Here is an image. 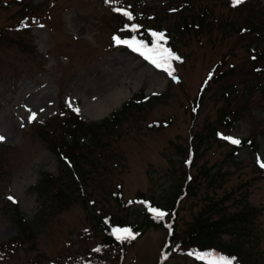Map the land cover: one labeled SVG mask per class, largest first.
<instances>
[{
  "label": "rangeland",
  "instance_id": "obj_1",
  "mask_svg": "<svg viewBox=\"0 0 264 264\" xmlns=\"http://www.w3.org/2000/svg\"><path fill=\"white\" fill-rule=\"evenodd\" d=\"M29 1L32 8L44 9L51 0H24L21 4L8 7L3 4L0 7V30H4L7 36L0 39V136L5 137L0 142L14 147L5 154L6 173L0 172V244L17 233L9 219L11 211L8 202H16L25 219L34 221L41 200L30 188L42 171L56 174L58 170L57 160L45 144L25 134L31 122L43 123L57 115L61 104L79 109L78 114L84 120L99 121L108 117L110 112L91 119L90 108L98 100H108L111 92L122 89L129 95L127 100L142 86L146 95H154L165 92L168 85L166 73L157 71L138 52L104 47L115 25L114 22L110 23L109 14L114 8L129 12L128 2L131 0H111L110 3L105 0H57L50 10L49 21L36 24L31 31H16L12 26L22 17L24 7H20H29ZM161 1L146 0L150 7H158ZM230 1L198 0L194 2V11L200 12L207 7L217 18L238 21L240 15L238 11H231ZM250 3L264 7V0H251ZM158 11H161L159 19H151V24L155 22V25L167 26L176 18L161 9ZM168 12H172V9ZM141 14L138 12L139 16ZM126 22L131 23L133 19ZM175 34L171 33L172 36ZM117 35L120 37L119 33ZM245 42L231 29L222 32L218 28L209 35L202 34L200 38L186 35L178 48L183 62L178 65V74L168 94L146 105L141 112H135L122 122L116 134L104 139L109 142L100 163L105 169H100L99 173L96 171L86 188L88 200L93 203L87 201L85 206L82 199L77 197L67 209L46 215V223L36 233L34 240L26 242L24 248H20L14 256H7L0 264H52L51 258L55 259L58 255L60 262H68L67 252H59L66 240H69L70 256L80 257L84 245L81 232L93 226L90 217L93 210L117 212L111 195L116 185L121 186L125 199L139 193L154 198L168 193L179 174L177 167L183 158L177 152L178 146L184 148L191 134L192 139L198 134L204 135L208 131V124L216 125L220 107L227 103L223 94L228 86L236 89L243 87L248 74L246 70L250 69ZM231 66L232 71L229 69ZM214 68L217 77L222 72L228 74L210 81L192 123L190 102L199 94L203 80ZM262 95L260 90H256L250 97L252 101L263 104L252 105V117L263 118L259 127L264 130ZM234 100H229V104ZM32 112L36 113V118L29 122L28 117ZM250 119L239 120L229 130L227 137L245 138L251 127ZM159 120H168L170 124L158 129L150 127V123ZM190 128L192 132H189ZM219 129L226 131L222 126ZM261 136L257 137L259 148L256 152L250 153L249 149L242 148L233 162L227 156L229 140L226 143L210 138L200 145L203 155L197 160V166L221 165V170H227L229 176L221 188H210L205 181H200L197 194L188 196L180 205L178 230L182 235L188 228L201 206L207 203V195L217 200L232 189L247 187L249 203L260 210L255 222L259 233L260 264H264V179L246 183L252 176L254 164L260 166V163H264V136ZM193 171L196 172L195 169ZM9 196L14 199L9 200ZM227 203L231 210L238 208L230 200ZM141 208L139 202L134 203L130 207L129 219L141 220ZM141 231L136 242L127 250L124 264H194L190 257L178 253L160 263L159 251L165 230L149 227ZM86 232L90 243L98 241L93 231ZM101 255L109 259L110 264H119L118 259H113L108 252L101 251ZM36 258L39 259L38 263Z\"/></svg>",
  "mask_w": 264,
  "mask_h": 264
},
{
  "label": "trees",
  "instance_id": "obj_2",
  "mask_svg": "<svg viewBox=\"0 0 264 264\" xmlns=\"http://www.w3.org/2000/svg\"><path fill=\"white\" fill-rule=\"evenodd\" d=\"M195 1L198 0H162L158 7H150L146 0H131L128 2V6L134 25L139 26L136 29L125 27L129 18L118 12L112 11L108 18L111 24L113 22L115 24L113 31H119L121 36L125 38L135 36L137 40L150 44L153 38L149 33V28L157 33H164L166 37V43L164 44L180 57L179 60L172 61L173 75H177L178 65L183 62L178 48L179 43L186 35L200 38L202 34L209 35L218 28L222 32L228 29L235 30L240 40L246 41L245 47L250 56V69L246 70L248 74L247 79L243 81V87L236 89L234 86H228L227 89L230 90L227 91L226 89L223 94L227 103L220 107L216 125L208 124V131L204 135L198 134L195 139H192L191 134L184 148L178 146L177 152L183 158L177 167L179 174L168 193L160 198L139 193L135 197L125 199L121 186L116 185V189L111 192V195L117 207V212L104 213L101 210H93L90 214L91 219H93V226L91 228L86 227L81 232L83 236L81 242L84 243L82 254H80L81 258L70 256L68 252L69 240H66L59 252H67L70 261L62 263L58 255L55 259L51 258L54 264H108L99 254L102 248L112 253L113 259L117 258L119 264H124L125 254L141 235V229L149 227L165 230V238L159 251L160 263L165 258L178 253V255L190 257L194 264H203V259H198L195 255L199 253L208 254L206 257L218 254L227 258H234L233 264H260L259 233L255 222L260 210L249 203L247 187L239 190L232 189L229 194L217 200L214 196L207 195V203L201 206L200 211L196 213L188 228L182 235L178 230L180 205L188 196L197 194L200 181H205L207 187L221 188L227 181V176H229L227 170H221V165L206 166L201 164L197 166V160L203 155V152L200 151V145H203L210 138L217 141L224 140L223 136L239 120L246 117L252 118L249 120L251 127L248 135L239 139V144H230L227 156L228 160L233 162L236 154L242 148L249 149L250 153L256 152L259 148L257 137L258 135L264 136V130L259 127V122L263 118L252 117V105L262 106L263 104L252 101L250 97L254 91L260 90L263 94L262 98H264L263 5H253L250 3L251 0H244L236 6H233L231 2L230 8L233 9L231 11H238L240 19L229 22L224 17H215L207 7L203 11L195 12ZM4 3L8 7L11 3H17V1L0 0V7ZM225 3L227 4V2ZM31 4L32 2L29 1V7L27 5L20 7L21 9L24 7V12L18 22L12 26L13 29L26 32L29 31L35 21L45 20L49 17V10L46 11L40 7L32 8ZM51 5L53 6L54 2ZM159 9L164 13L173 14L176 18L167 26L155 25V22L151 24V19H159L161 13V11H158ZM171 9L172 12H168ZM138 12H142V14L139 16ZM21 22H24L27 27H21ZM172 32H175L178 36L176 34L172 36ZM5 37H7L5 31L0 30V39ZM104 47L109 50L117 48L112 44L110 38L104 44ZM123 49L126 48L123 47ZM229 69L232 71L233 66ZM215 70L216 68L208 73L207 76L211 73V77L209 76L203 81L201 88L198 90L199 94L190 102L192 123L195 121L199 107L202 105L204 92L209 88L210 81H216L222 75L228 74L222 72L219 74L221 76L217 77ZM171 81V79L168 81L166 91L159 95L147 96L144 93V86H142L119 109L111 112L110 117H105L100 121L86 122L81 119L76 111L67 109L61 104L60 111L64 114L63 116L54 115L44 123L33 122L30 124V129L25 131V134H29L33 137L32 139H38L45 144L54 154L58 163V170L56 174L42 171L36 183L30 188L35 191L38 199L41 200L40 209L37 211L34 221L25 219V215L18 204L8 202L11 211L9 219L15 225L17 233L3 244H0V261L7 256H14L20 248H24L26 242L34 240L36 233L46 223L44 219L46 215H53L67 209L77 197L82 199L85 206L87 201H91L88 200L86 188L88 182L94 179L96 171L99 173V170L105 167L103 164L100 166L102 158H104L105 147L109 145V142H105L104 139L116 134V129L122 122L133 116L135 112H141L146 105H151L153 101H158L159 97L167 95L170 87L173 86ZM229 100H234V102L229 104ZM169 124L168 120H159L152 122L150 127L158 129ZM219 126H222L226 131L223 132L219 129ZM189 132H192L191 128ZM225 142L228 143L226 140ZM8 149L12 150L14 147L0 143V172L6 173L7 159L5 154ZM95 161H99L98 164H95ZM193 169H195V173ZM263 179L264 168L254 164L252 176L246 183ZM229 200L232 201L231 204L236 205L238 208L231 210L227 203ZM136 202L142 205L140 210L141 220L134 219L132 221L129 219L130 207ZM149 205L164 210L168 215L163 220L154 218L148 211ZM115 226L129 228L134 234L138 235L135 239L117 240L112 234ZM87 230L94 232L98 239L97 242L90 243ZM97 248H99V251H94ZM190 252L194 254L189 255ZM38 262L39 259L36 258V263Z\"/></svg>",
  "mask_w": 264,
  "mask_h": 264
},
{
  "label": "snow or ice",
  "instance_id": "obj_3",
  "mask_svg": "<svg viewBox=\"0 0 264 264\" xmlns=\"http://www.w3.org/2000/svg\"><path fill=\"white\" fill-rule=\"evenodd\" d=\"M106 3H110L111 0H105ZM243 0H232L233 6H236L240 3H242ZM114 11L122 12L123 15L127 16L129 19H132L131 13L127 10H123L120 8H114ZM21 27H27V25L24 22H21ZM125 27H128L127 25ZM133 29L138 28V25H132ZM150 35L152 36V41L150 44L145 43L143 41L137 40L135 36H133L130 40H122L117 36H113L114 42L117 44H126L128 47L132 48L133 51L138 52L141 56H143L146 60H148L150 63L155 65L157 68H162L164 71L168 73L169 76H172L173 79H176V77L173 75L174 70L172 69V61L173 60H179L180 57L177 56L174 52H172L171 49L164 46V43H166V37L164 33H157V32H150ZM211 77V73L209 74ZM71 103H69V107H71ZM74 111H79V109H73ZM36 118V113L32 112L28 120L31 122ZM225 139L229 140L232 144H239L240 140L234 137H224ZM5 137L0 136V141L4 140ZM259 162V160H258ZM260 166L264 168V163H260ZM9 200H13L14 198L9 196ZM148 211L154 216V218H157L159 220H163L168 213H166L164 210L148 206ZM117 240H125V239H135L136 235L134 234L131 229L129 228H123V229H113L112 233ZM94 251H99V248L94 249ZM194 253H189V255H193ZM198 259H205L206 255L208 254H195ZM217 259L219 261V264H233L234 258H227L224 256L217 255Z\"/></svg>",
  "mask_w": 264,
  "mask_h": 264
},
{
  "label": "bare ground",
  "instance_id": "obj_4",
  "mask_svg": "<svg viewBox=\"0 0 264 264\" xmlns=\"http://www.w3.org/2000/svg\"><path fill=\"white\" fill-rule=\"evenodd\" d=\"M129 95L122 89L110 93L108 100H98L91 106L90 118L97 119L108 114L112 108L120 105Z\"/></svg>",
  "mask_w": 264,
  "mask_h": 264
}]
</instances>
